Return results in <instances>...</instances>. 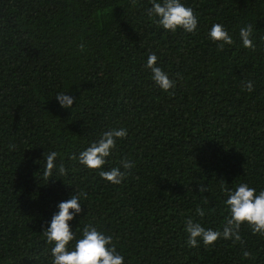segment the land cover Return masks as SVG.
Instances as JSON below:
<instances>
[{
  "label": "trees",
  "instance_id": "1",
  "mask_svg": "<svg viewBox=\"0 0 264 264\" xmlns=\"http://www.w3.org/2000/svg\"><path fill=\"white\" fill-rule=\"evenodd\" d=\"M182 2L198 19L192 34L159 26L150 0H0V264H50L42 231L76 190L70 227L111 235L123 264H264V234L246 222L236 243L189 247L184 230L188 218L221 230L227 189H264V0ZM213 23L231 45L208 38ZM245 25L254 49L239 40ZM149 53L169 90L145 68ZM121 126L102 169L134 167L114 185L76 156ZM50 151L63 174L44 175Z\"/></svg>",
  "mask_w": 264,
  "mask_h": 264
},
{
  "label": "clouds",
  "instance_id": "2",
  "mask_svg": "<svg viewBox=\"0 0 264 264\" xmlns=\"http://www.w3.org/2000/svg\"><path fill=\"white\" fill-rule=\"evenodd\" d=\"M151 6L146 9L149 17H154L159 26L166 31L175 32L177 29L192 34L197 29L198 19L193 9L186 6L182 0H150ZM253 28L245 25L239 29L238 37L245 48L254 49L256 45L252 38ZM208 38L213 42L231 45L233 38L223 24L213 23L207 32ZM157 55L149 53L145 62V68L151 72V79L161 90L167 91L174 86V81L169 78L167 72L157 66ZM246 88L252 91L254 83L247 81ZM59 106L70 108L73 105V97L68 92H57L54 96ZM127 135L126 129L121 126L101 133L76 156L80 164L88 169H102L116 145V140ZM11 147V145H10ZM44 175H53V170L63 174L64 167H57L55 161L57 152L43 153ZM134 164L122 159L120 166L100 170L99 175L112 184H120L127 170ZM123 169V170H122ZM227 198L224 201L228 217L221 230L205 228L199 222L191 218L185 221V232L188 234L186 244L195 247L198 243L211 245L217 239L231 240L233 243L241 241L240 225L247 223L254 233L264 234V189L259 192L247 183L241 182L234 188L226 190ZM85 197L82 191H75L66 200L56 204V210L47 221V227L42 231L45 241L51 245L49 249L50 264H123L124 257L117 251L113 243V237L106 234L91 224H85L77 236L69 222L81 212V201ZM71 210V211H70ZM204 213L197 208L196 215ZM244 256L248 252L243 251Z\"/></svg>",
  "mask_w": 264,
  "mask_h": 264
}]
</instances>
